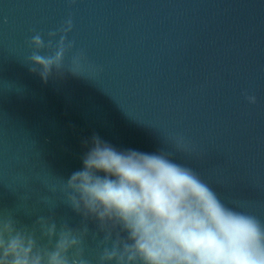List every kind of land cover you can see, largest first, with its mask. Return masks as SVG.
Instances as JSON below:
<instances>
[{"label":"water","instance_id":"95a60500","mask_svg":"<svg viewBox=\"0 0 264 264\" xmlns=\"http://www.w3.org/2000/svg\"><path fill=\"white\" fill-rule=\"evenodd\" d=\"M68 17L65 65L82 53L85 76L54 69L45 83L27 64L29 40ZM94 134L173 153L264 221V0H0V213L80 227L57 178L82 167ZM87 254L94 264L91 237Z\"/></svg>","mask_w":264,"mask_h":264},{"label":"clouds","instance_id":"9594fccd","mask_svg":"<svg viewBox=\"0 0 264 264\" xmlns=\"http://www.w3.org/2000/svg\"><path fill=\"white\" fill-rule=\"evenodd\" d=\"M73 27L68 17L47 41L39 32L31 36L27 64L45 83L54 69L84 75L82 53L65 65ZM247 98L256 103L254 95ZM83 143L82 167L57 179L63 202L85 222L73 228L41 215L21 227L12 213H0V264H93L89 237L94 264H264V221L228 206L173 153L119 150L98 134ZM41 201L55 207L52 197Z\"/></svg>","mask_w":264,"mask_h":264}]
</instances>
